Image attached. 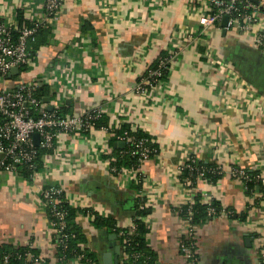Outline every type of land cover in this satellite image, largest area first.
Returning a JSON list of instances; mask_svg holds the SVG:
<instances>
[{"label":"crops","instance_id":"0c3cea01","mask_svg":"<svg viewBox=\"0 0 264 264\" xmlns=\"http://www.w3.org/2000/svg\"><path fill=\"white\" fill-rule=\"evenodd\" d=\"M45 1L0 0V16L18 24L22 12L31 23L42 16ZM204 3L66 0L58 20L44 28L48 43L32 56L24 80L43 74L55 78L47 86L48 108L65 116L98 110L110 129L61 137L57 151L42 157L33 180L0 172V244L33 247L36 264H61L42 199L43 188L54 185L79 212L73 222L98 264H119L121 251L114 233L94 226L95 217L127 228L138 202L151 210L146 241L155 264H191L181 252L187 225L179 212L194 194L203 204L216 201L238 216L248 214L243 222L220 217L199 224L196 264H259L261 189L247 196L228 172L240 167L264 177V52L249 35L224 33L222 23L203 29ZM165 52L172 57L167 80L137 93L147 68ZM18 84L9 79L0 89ZM126 124L159 150L136 174L112 166L116 150L123 149L112 130ZM190 157L216 163L224 177L217 184L198 180L196 188L187 187L180 168Z\"/></svg>","mask_w":264,"mask_h":264},{"label":"built area","instance_id":"2783aa9c","mask_svg":"<svg viewBox=\"0 0 264 264\" xmlns=\"http://www.w3.org/2000/svg\"><path fill=\"white\" fill-rule=\"evenodd\" d=\"M65 2L66 0H46L40 19L33 20L30 25L22 27L18 24H8L0 16V82L4 84L6 80L16 79L19 83L16 88L2 85L0 89V172H18V167L29 164V167L34 171L30 179L33 180L39 171V168L34 164L38 157V150L54 153L57 151V144L61 137L75 136L96 129L92 121L101 115L100 111L88 110L80 116H64L59 114L58 110H54V108L49 111L48 103L45 104L43 98L34 95V91L38 88L47 87L53 80H56L55 78L51 79V77L43 74L33 78L30 82L24 80L25 76L30 72L33 63L30 43L34 41V37L41 29L49 28L58 20L59 13ZM205 2L207 12H203V15L199 18V23L203 29H211L216 24L222 23L224 17H228L226 32L231 31L233 34L249 35L254 46L264 52V0H205ZM255 26H259V29H255ZM171 60L172 57L168 62L161 61L160 68H165L167 64L171 63ZM13 69L19 70L17 76L12 77ZM146 71L151 77L161 75L158 71H149L148 68ZM231 73L234 74L232 69ZM150 84L147 78L143 79L136 85L135 90L139 94H146L148 93L147 86H150V89L158 86V84L155 86ZM55 102L60 104L58 100ZM35 136L39 137L38 142L34 139ZM115 139L125 145H134L135 150L131 155L139 158V165L133 170L135 174L140 171L141 166L159 153V150L149 148L147 141L144 139L134 140V138L128 136H115ZM195 160L194 157H190L187 164L181 166L180 173L182 174L184 168L189 167L186 165L195 163ZM220 172H223L221 168ZM228 174L243 186L249 181V177L243 168H231ZM258 178L261 179L262 177ZM198 180H205L204 175L200 174ZM184 185L191 187V183L188 180L185 181ZM42 199L47 213L51 212L55 218V221H51V223L55 232V240L57 241L55 243L56 247H67L69 235L64 232L67 225L65 213L60 210L63 204L68 203L63 197V190L54 185L46 186L42 190ZM194 203L195 197L194 194H191L185 204L189 209L187 218L179 216L181 222L187 225L183 236L184 242L181 244V252L191 264H196L197 262V248L194 239L198 225L192 222ZM143 208H145L144 205ZM229 213L224 208L221 212V217H227ZM210 214H215V211L211 209ZM121 229H126L125 232L118 234L121 260H128L129 255L126 253V246L130 242L128 236L135 234L136 225L133 222L127 228ZM259 236L262 240L259 241L258 248L260 253L259 264H264V237ZM185 241L191 242L186 244ZM80 247L86 249L84 245ZM137 258H140V255ZM27 262L36 264L38 258L29 253ZM58 262L61 264L66 263L64 259L59 257ZM71 263L98 264L96 261L89 260L83 256L76 258Z\"/></svg>","mask_w":264,"mask_h":264},{"label":"trees","instance_id":"16d2710c","mask_svg":"<svg viewBox=\"0 0 264 264\" xmlns=\"http://www.w3.org/2000/svg\"><path fill=\"white\" fill-rule=\"evenodd\" d=\"M18 25L20 27L30 25V22L25 19L24 14L21 12L18 16ZM84 32V31H83ZM47 29H41L38 34L34 37V41L30 43V49H31V56L36 55V52L39 51L43 46H46L48 41L46 39L48 35ZM171 59V54L165 52L163 53L151 66H149L148 70L151 72L158 71L161 75L160 76H150L148 71L145 72L143 79H148V81L151 83V86H155L156 84H160L167 80L169 71H170V64H167L165 68H160V62H168ZM148 89V92L150 90V86L146 87ZM34 95L39 98H47L50 95V90L48 87H42L38 88L36 91H34ZM59 114H62L60 111H58ZM65 116V115H64ZM92 123L95 124L96 128L104 127L106 129L109 128L108 120L105 116L99 115L97 116ZM115 134V136H128L134 138V140H141L144 139L147 141V145L151 149H157L156 145H154L151 140L144 135L139 130H133L132 126L129 124H126L124 126H121L117 129L112 130ZM88 132V131H87ZM116 140V139H115ZM135 148L133 144H126L125 147L121 150H116L117 152V159L112 164V166L117 170H121L122 168L127 169H134L139 165V158L138 156H132V152H134ZM46 154H51V152H45L43 150H38V157L35 160L34 164L37 168H40L42 163V157ZM187 164V163H186ZM188 168H184L182 171V178H184V182L188 180L191 183V186L197 187L198 184V177L200 174L204 175V179L210 183V184H217L223 177L224 173L220 172V168L216 163H205L201 162L199 160H195V163H189ZM247 173V176L249 177V181L245 184L246 194L247 196H252L254 194L255 188L261 189V194L264 200V186L262 185L261 180L258 178L260 177L259 172H249L245 170ZM18 173H20L22 176H24L26 179L30 180L34 171L29 167L28 165H24L22 167H18ZM144 203L138 202L136 208H135V218H134V224L136 225V232L132 236H128L130 239L129 244L126 246V253L129 255L128 260H121L119 264H155V254L154 252L148 247L146 236L148 233V230L146 228L145 219L148 215H150L151 210L143 208ZM213 209L215 211V214H210V210ZM224 209V207L221 205V203L213 201L210 205L203 204L201 201V196L198 195L195 198V203L192 208L193 212V224L199 225L208 223L210 221L216 220L221 217V212ZM229 214H227V218L230 221L240 220V221H246L248 218V214H243L242 216H238L233 210H231L229 207L225 208ZM60 210L65 213V222H66V229L65 233L66 235H69V239L67 242V247L61 246L57 248L58 257L64 259V262H73L78 257H85L89 260L96 261L94 255L92 252H89L87 249H82L80 247L81 245L86 244V238L80 231V229L74 224V219L79 213L78 211L72 209L68 203L63 204L60 207ZM188 207H183L179 215L182 218H187ZM84 213H88L84 212ZM48 217L50 221H55V218L52 216L51 212H48ZM71 222V223H70ZM71 224V225H69ZM94 226L97 228H107L110 232L117 235L120 232H125L126 229L118 228L117 225L109 220V219H103L98 216L95 217V220L93 222ZM56 239V238H55ZM122 239V238H120ZM57 241L55 240V243ZM191 241H188L185 243H190ZM31 253L36 258H38V253L35 249L30 247H16L12 244H0V264H29L27 262V255ZM140 255V258H137V256ZM97 262V261H96ZM32 264V263H31ZM195 264V263H194Z\"/></svg>","mask_w":264,"mask_h":264},{"label":"water","instance_id":"95a60500","mask_svg":"<svg viewBox=\"0 0 264 264\" xmlns=\"http://www.w3.org/2000/svg\"><path fill=\"white\" fill-rule=\"evenodd\" d=\"M227 23H228V17H224L223 20H222V27H223V29H224V33L226 32V29H225V28L227 27ZM18 72H19L18 69H13V70H12V75H13V76H17V75H18ZM44 102H45V103H49V99H48V98L44 99ZM48 110H49V111H52L53 108H52V107H49ZM34 139L38 142L39 137H38V136H35ZM119 146H120L121 148H124V147H125V144H124V143H120ZM118 250H119V248H118Z\"/></svg>","mask_w":264,"mask_h":264}]
</instances>
